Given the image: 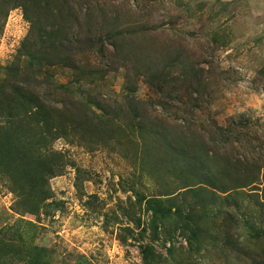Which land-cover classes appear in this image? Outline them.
I'll return each instance as SVG.
<instances>
[{"label": "rangeland", "instance_id": "374dc122", "mask_svg": "<svg viewBox=\"0 0 264 264\" xmlns=\"http://www.w3.org/2000/svg\"><path fill=\"white\" fill-rule=\"evenodd\" d=\"M76 2L69 23L82 12L75 33L94 40L75 45L89 75L54 67L49 82L113 112L97 111L101 127H69L48 159L0 174V264H251L225 247L226 234L264 255V0ZM15 3H0L1 68L31 35L30 19H51L42 3ZM188 135L219 179L253 175L256 164L258 184L238 195L197 185L198 163L177 162L169 147ZM56 160V176L42 172Z\"/></svg>", "mask_w": 264, "mask_h": 264}, {"label": "trees", "instance_id": "16d2710c", "mask_svg": "<svg viewBox=\"0 0 264 264\" xmlns=\"http://www.w3.org/2000/svg\"><path fill=\"white\" fill-rule=\"evenodd\" d=\"M14 1L25 2L26 0H0V3L3 6L12 7L11 5L16 4ZM35 1L42 3L43 17L51 19L45 23L41 20L30 19L32 23L31 35L23 43L12 63L7 67H0V174L5 173L8 176L18 175L20 166L28 164V161L33 165L51 157L52 143L59 136L66 135L69 127L78 126L81 129H90L91 124L100 119L97 111H100L104 116H109L113 112L110 109L111 105L106 100L96 96L97 98L95 97L94 100L89 97L87 102H83L74 97L69 86L49 82L52 77L50 69L54 67L67 68L74 73L79 72L83 77L89 75V72L77 64V57L81 56L85 50L76 49L75 45L91 41L94 44V40L89 33L87 41L86 38L80 41L79 32L75 33L76 26L78 25L77 28H80L81 11L77 18L75 17V20H72L71 24L69 23L68 14L75 12L79 5L76 0H57V5L58 3L65 4L63 6L65 9H61L57 5H49L48 0ZM88 6H90L87 9L89 11L93 6L92 1H89ZM27 13L26 8L25 14L27 15ZM6 14L1 13L3 20ZM74 23L75 26H73ZM130 110L137 118L142 117L138 113L140 110L133 108ZM101 122L96 124L101 127ZM162 124L160 129L167 131L168 125ZM143 126L144 124L139 127L142 129ZM193 126L194 124L190 125L191 128ZM211 126L214 127L215 135L224 137L222 132L226 127L218 125L216 120L211 122ZM179 127L189 129L185 125ZM199 139L203 146L209 143L204 137L201 138L200 134ZM195 146L189 135L188 138L173 136L169 142L170 149L177 155V162L180 161L179 156L183 155L188 164L194 160L198 163L195 165L198 170L197 185L204 184L214 191L231 192L238 195L242 190L254 188L258 184L260 165L253 164L257 169V173L255 172L253 175L249 176L244 172V175L235 178L219 179L208 166L205 168L203 165L204 160H209L210 156L193 157L196 153ZM41 163H43L42 172H48L50 176L58 174L56 173V168L60 164L58 160L52 165ZM238 163L235 165L245 168L249 166ZM201 166L202 169H200ZM231 166L234 167V165ZM240 171L237 172L240 173ZM42 198L47 200L49 197L45 194ZM261 206L264 207V203ZM156 211L163 214L171 213L169 209L164 208H159ZM228 237L229 235L226 234L224 242L228 250L249 257L251 264H264V255H250L252 251L245 250L238 243H231Z\"/></svg>", "mask_w": 264, "mask_h": 264}]
</instances>
